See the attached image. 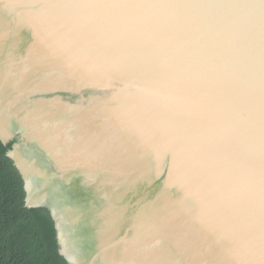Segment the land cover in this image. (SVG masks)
I'll return each mask as SVG.
<instances>
[{
  "label": "water",
  "instance_id": "obj_1",
  "mask_svg": "<svg viewBox=\"0 0 264 264\" xmlns=\"http://www.w3.org/2000/svg\"><path fill=\"white\" fill-rule=\"evenodd\" d=\"M0 141L71 264H264V0H0Z\"/></svg>",
  "mask_w": 264,
  "mask_h": 264
},
{
  "label": "trees",
  "instance_id": "obj_2",
  "mask_svg": "<svg viewBox=\"0 0 264 264\" xmlns=\"http://www.w3.org/2000/svg\"><path fill=\"white\" fill-rule=\"evenodd\" d=\"M0 141V264H71L46 206L26 207L24 180Z\"/></svg>",
  "mask_w": 264,
  "mask_h": 264
}]
</instances>
